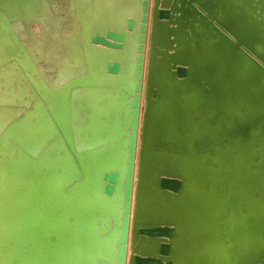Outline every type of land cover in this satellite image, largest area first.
Returning a JSON list of instances; mask_svg holds the SVG:
<instances>
[{
	"label": "water",
	"instance_id": "water-1",
	"mask_svg": "<svg viewBox=\"0 0 264 264\" xmlns=\"http://www.w3.org/2000/svg\"><path fill=\"white\" fill-rule=\"evenodd\" d=\"M64 1L0 0V264H127L131 214L129 264H264V0H154L134 207L150 2Z\"/></svg>",
	"mask_w": 264,
	"mask_h": 264
},
{
	"label": "rangeland",
	"instance_id": "rangeland-1",
	"mask_svg": "<svg viewBox=\"0 0 264 264\" xmlns=\"http://www.w3.org/2000/svg\"><path fill=\"white\" fill-rule=\"evenodd\" d=\"M62 1V4H61V8H57L58 6H56V7H54L55 6V3H51L50 2V4H51V6H52V11L53 12H55V13H57V14H60V13H62V14H64V12L66 13V11H68L67 10V3L68 2H65L64 0H61ZM65 2V3H64ZM108 3H109V1H107ZM135 2H136V0H134L133 1V4H135ZM87 8L86 9H84L83 11H85L84 13H82V15H80V17L82 18V19H84V20H87L88 22H92V20H91V18H90V16L92 15V13H90V12H93V10H91V8L93 7V5L91 4V1L90 0H88V3H87ZM221 6L224 8V10L225 11H227L233 18H234V20H235V22L237 23V25L240 27V29L244 32V34H246V36L248 37V38H252V39H254V40H256V39H261V38H263V36H262V34L260 33V30H258L259 28H258V26L256 25V24H254V22H250V21H248L247 19H245L244 18V16H242V14H240V13H236L234 10H235V7H236V4H235V2H234V0H222V3H221ZM224 6H227V7H224ZM230 7V8H229ZM225 8H228L227 10L225 9ZM60 9H62V10H60ZM139 9V8H138ZM66 10V11H65ZM233 10V11H232ZM132 11V10H131ZM133 12V11H132ZM233 12V14H231ZM135 14H137V9H136V11L134 12V15ZM237 14V15H236ZM239 14V15H238ZM138 15V14H137ZM139 19V18H138ZM243 19V20H242ZM245 19V20H244ZM91 20V21H90ZM242 20V21H241ZM102 22L101 23H103L104 25H106V26H108V27H111L109 24H110V22H109V20L108 19H102L101 20ZM100 22V21H99ZM89 24H91V23H89ZM243 25V26H242ZM20 26L21 25H19L18 26V29L20 28ZM69 28V27H68ZM246 28H249V31H248V33H246V31H247V29ZM244 29V30H243ZM252 29V30H251ZM253 33V34H252ZM138 34H139V29L138 30H136V32H135V34L134 35H130V37H129V45H132V46H129V49H128V52H130V50L132 51L133 50V48L136 46V43H137V37H138ZM258 34V35H257ZM253 35V36H252ZM251 36V37H250ZM254 36H256L257 38H255ZM258 36H259V38H258ZM67 41H71V38H67ZM75 52H77V50H75ZM75 52H74V54H75ZM81 54L85 57V58H87V56H86V53L84 52L83 53V51H81ZM77 55V54H76ZM116 55V54H115ZM116 56H121V53L119 52L118 53V55H116ZM77 57V56H76ZM131 57H132V60H131ZM134 57H135V54L134 55H132V56H130L129 58H128V60H131V61H133L134 62ZM125 64H126V62H125ZM131 69V68H130ZM62 79L60 78L59 80H58V84L59 83H61L62 81H61ZM245 91H242L243 93H242V95H244V97H245V99L243 100V102L245 103V104H248L249 102H250V100H254L255 101V95L257 94L256 93V91H254V90H252L251 88H246V89H244ZM259 91V90H258ZM248 93L250 94V95H248ZM254 93H256V94H254ZM252 94V95H251ZM256 97H257V95H256ZM250 98V99H249ZM259 99H260V91H259ZM240 100H238V102H239ZM0 102H5V101H2V99H0ZM28 107V106H27ZM27 107H26V104H25V107H24V109L26 110L27 109ZM2 111L3 110H1L0 111V114L2 113ZM20 112H22V111H19V113L18 114H20ZM17 114V115H18ZM33 114H35V113H32V112H30L29 113V116H28V118L29 117H31V115H33ZM27 118V119H28Z\"/></svg>",
	"mask_w": 264,
	"mask_h": 264
},
{
	"label": "bare ground",
	"instance_id": "bare-ground-1",
	"mask_svg": "<svg viewBox=\"0 0 264 264\" xmlns=\"http://www.w3.org/2000/svg\"><path fill=\"white\" fill-rule=\"evenodd\" d=\"M149 12H148V21H147V31H146V39L144 41V61H143V78H142V89H141V100H140V116H139V130H138V142H137V152H136V166H135V178H134V191H133V207H134V199H135V191H136V184H137V170H138V158H139V154H140V144H141V141H140V137H141V132H142V125H143V118H144V112H145V107H146V104H147V99H145V96H146V92H145V89H146V75H147V70H148V62H149V50H150V42H151V28H152V10H153V6H154V0H149ZM169 2L167 3H164L165 5L168 4ZM224 7H227V6H224ZM230 8V7H229ZM226 10L228 8H225ZM228 11V10H227ZM226 11V12H227ZM233 11V10H232ZM235 11V10H234ZM236 12V11H235ZM233 14V12L231 13ZM237 15V14H236ZM239 15V14H238ZM243 20V19H242ZM241 20V21H242ZM245 20V19H244ZM243 26V25H242ZM247 31L246 33H248L249 31V28H246ZM244 30V29H243ZM252 30V29H251ZM259 30V29H258ZM253 34V33H252ZM258 35V34H257ZM253 36V35H252ZM251 37V36H250ZM255 38H257L256 36H254ZM259 38V36H258ZM256 40H259V39H256ZM74 54V53H73ZM77 54V52H76ZM78 56H80V54H77ZM76 55V56H77ZM134 70V68H132V71ZM248 89V87H247ZM256 94V93H254ZM248 95H250L248 93ZM252 95V94H251ZM244 96V95H243ZM247 96V95H246ZM245 96V97H246ZM256 96V95H255ZM250 99V98H249ZM260 100V99H259ZM2 113H8L11 115V117L13 116L12 114H14V112H8V111H2ZM2 113L0 114V116H2ZM19 113L16 112L15 114L17 115ZM2 123V118L0 120V124ZM132 218H131V226H132V223H133V215L131 214ZM131 226H130V234H129V250H128V258H127V264H129V259H130V256L132 254V251H131V237H132V229H131Z\"/></svg>",
	"mask_w": 264,
	"mask_h": 264
}]
</instances>
